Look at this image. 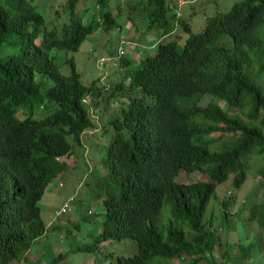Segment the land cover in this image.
Returning a JSON list of instances; mask_svg holds the SVG:
<instances>
[{
    "label": "trees",
    "instance_id": "trees-1",
    "mask_svg": "<svg viewBox=\"0 0 264 264\" xmlns=\"http://www.w3.org/2000/svg\"><path fill=\"white\" fill-rule=\"evenodd\" d=\"M76 1L68 0L67 22L49 48H43L44 44L57 34L44 27L38 11L0 22V264L21 259L48 228L60 231L65 238L72 232L66 224H44L38 200L51 179L75 167H66L57 157L72 153L75 144L82 150L80 134L96 126L88 107L78 104L83 88L74 76L59 79L52 87L41 86L46 72L54 70L48 50L75 51L91 31L93 20L81 24L83 13L74 7ZM95 2L100 15L110 19L103 8L104 0ZM151 5L159 12L153 15L149 10L152 21L175 17L165 0H152ZM249 15L238 20L242 39H230V53L236 59L228 57L234 63L217 56L219 49L208 37L193 38L191 34L184 47L168 51L157 48L155 55L146 56L135 69L128 72L124 68L123 77L129 78L128 103L117 101L119 114L111 115V137L100 158L108 177L105 181L111 185L104 189L100 228L89 243L74 250L91 252L101 242L128 238L134 242L136 253L117 256L116 264H147L153 257L186 258L189 264L210 260L205 255L208 246L190 242L182 226L169 227L165 241L155 227L160 225L159 218L168 214L169 218L184 219L182 224L191 232L202 234L201 217L216 184L231 173V183L237 189L251 163L254 173L264 176V86L258 81L264 74V55L244 45L256 21ZM27 27L31 30L23 35ZM210 34L221 33L204 31V36ZM36 39L41 42L33 49ZM204 43L210 47L207 53ZM241 47L256 60L255 65ZM67 61L73 65L71 59ZM200 61L209 67L207 72L199 68ZM132 90L135 95H131ZM204 95L212 102L202 107L199 103ZM216 99L240 110L242 118L220 111ZM50 106V114L33 118L37 108ZM210 125L230 134L217 147L218 155L209 153L202 139L215 128ZM250 145L252 151L247 152ZM233 152L236 155H231ZM180 169L197 171L206 181L178 183L174 178ZM261 191L262 200L252 204L251 220L264 243V183L251 193L257 199ZM58 215L56 210L54 216ZM251 244H247L248 250ZM217 247L218 261L214 264H243L248 257L253 258L251 254H228L225 245Z\"/></svg>",
    "mask_w": 264,
    "mask_h": 264
},
{
    "label": "rangeland",
    "instance_id": "rangeland-1",
    "mask_svg": "<svg viewBox=\"0 0 264 264\" xmlns=\"http://www.w3.org/2000/svg\"><path fill=\"white\" fill-rule=\"evenodd\" d=\"M92 1L93 0H85V18L91 13ZM112 1L113 0L108 1L106 8L111 7ZM176 1L177 0H167V2L174 4ZM196 1H199V7L194 6V12L191 13V15L197 11L207 14L212 10L216 12H225L232 3L238 0H210L212 5H208V0ZM36 10L44 18V27L46 29L55 30L57 36H59L61 25L67 20L66 9L64 8L60 12H55L54 9H51L49 15L44 13L42 5L36 7ZM116 12L117 11H113V13ZM201 12H197L192 19L188 20L193 32L198 31L204 23V15ZM144 18L145 16L142 11L137 9L134 19H132L134 27L140 28ZM184 19L186 21L187 17L184 16ZM123 21V15L118 14L115 16V22L120 26H122ZM186 24L188 25L187 22ZM127 26H129L127 38L129 41L134 40L137 38V35L135 30L132 29L130 21L127 22ZM122 32L125 35L126 31L124 28ZM146 37L147 34L143 36L144 39H146ZM183 38V32L174 36V39L179 44L183 43ZM156 39V36H152L151 41L145 42L146 44L155 45ZM119 40L120 35L116 31L103 33L97 30L95 33L87 36L76 51L50 49L48 52V55L52 57L59 73L62 75H67L69 73L67 60L71 58L75 66V71L80 74V79L83 83L90 82L98 75L101 77L95 79V85L99 89V95L89 99V112L96 122L95 131L83 133L81 135V148L83 152L79 146L75 144L73 146V155L69 154L68 156L61 157V159L67 162L69 161V165L73 162L75 167L69 168L68 165V168L62 171L57 177L51 179L38 200L40 217L44 224L47 226L53 224H62V226H64L66 224V228L70 229L68 231L72 232L67 233L65 238L64 234L58 230H51L49 228L46 231L44 230V233L33 241L29 249L31 254L35 252L40 254V260L47 261L56 257L58 254H64L61 259H55L53 264H116L115 258L117 256L129 257L136 253L134 242L128 238L119 241H104L98 248L91 252L74 250L78 246L89 243L93 235L99 230L98 227L100 226L103 214L101 199L107 184L111 186L109 181H105L108 179L106 176V168L99 160L103 156L104 147L111 137L112 131L111 127L109 128V121L112 119L111 115L113 112L119 114L121 105L117 101L122 100V96L117 95L114 91V86L116 84V69L112 67L111 63H104L103 65L97 66L95 61L101 56L107 57L112 53L119 44ZM139 41H143V39L140 38ZM148 51L147 54L153 53L155 47L149 48ZM134 58V63L140 60L138 54H135ZM259 81L264 83V74L260 76ZM49 84V80L46 79L42 89H45ZM208 99L209 96L204 95L200 105H205ZM222 107L226 108L224 103ZM52 111L53 106L43 109L37 108L33 117L42 118ZM226 136L227 135H224L222 138H226ZM68 140L70 141L71 139L68 138ZM254 168L255 166L251 163L246 179L238 189L232 187L230 183L231 176L215 186V195L209 197L202 214V218L205 222L207 219L211 220V232L213 236H210V231L207 230V235L211 239L207 245L202 243L204 237L195 238L199 246H208V255L211 261L201 260L197 264H214V262L218 261L216 241L226 242V250L229 254H242L244 256H249L251 254L253 256H258L260 252L259 235L261 231L254 221L245 220L248 214L247 208L251 204V192L255 187L260 185L262 180L264 182V176L256 175L254 173ZM204 179L205 176L199 172L186 173L183 170H180L175 176V180L180 183ZM261 196H263L262 191ZM69 197L72 198L69 211L54 216V212L58 210ZM223 198H229V200ZM221 202H224V207L221 206ZM167 207L166 204L163 205V209L166 213ZM219 208L220 210L223 208L226 212L224 222H222L221 219H219L218 222L220 214ZM87 211H89V214H87ZM57 226L58 228L61 227V225ZM183 229L185 230V228ZM187 237L192 239L194 235L188 232ZM50 239L54 240V243H49L48 250H41L40 242H49ZM248 243H252L250 250L247 249ZM260 256L264 257V251L260 253ZM179 263L189 264L186 258L181 260H168L153 257L147 261V264ZM243 264H258L257 257L253 259L250 256ZM259 264H264V258L260 259Z\"/></svg>",
    "mask_w": 264,
    "mask_h": 264
},
{
    "label": "clouds",
    "instance_id": "clouds-1",
    "mask_svg": "<svg viewBox=\"0 0 264 264\" xmlns=\"http://www.w3.org/2000/svg\"><path fill=\"white\" fill-rule=\"evenodd\" d=\"M108 1L109 0H104V7H103L104 11L108 12V14L110 16V19H106V20L100 15V8H99V5L95 2V0L92 1L91 13L87 18L84 17V10L86 9L85 5H84L85 0H77L75 2L74 7L78 8L79 11L81 13H83V17L81 18L82 20L80 21L81 24H86L90 18L93 20V26L91 28V31L89 33H86L85 38L87 36L95 33L97 30H99L103 33H108L110 31H116L117 33H119L120 40H119V44L117 45L115 50L112 53H110L107 57H102V56L99 57L95 61V64L97 66H100V65H103L104 63H111L112 67L114 69H116V71H115V73H116V78H115L116 84L114 86V91L117 95L122 96V100H119L122 103H128V94L126 93V89H127L128 83H129V78L123 77V74L125 73L123 71L124 68H125V71H128V72L135 69L136 67L139 66L140 62L146 56L155 55L157 48L162 49L163 51H168L170 48L175 49L178 46L184 47L186 41L189 39V36L191 34L193 35V38L208 37L213 42L214 46L219 49L217 56L231 60L232 63H234V61L228 57V55H229V56L235 58L234 55L230 53L231 46H232V43H230V39L234 36L239 38V39L241 37V33H240L239 27H238L239 26L238 20L241 17V15L246 16V15L250 14L249 17L253 16L254 18H256V21L254 23V27L252 28V30L250 32V36H247V43L248 44H244V45L246 47H249L252 49H258L264 55V0H245L246 2L242 6H240L239 3L235 4L239 1H241V0H238V1H235L234 3H232L231 6L229 7V9L225 12H216V11L212 10L210 13L207 14V13H202L201 11H197V12H201L204 15V23H203L202 27L196 32H193L191 30L188 20L192 19L194 17V15L197 13V12H195L193 15H191V13L194 12V6L199 7V5H198L199 1H196V0H177L176 3L174 4L171 2H167V0H165L167 8L170 10V13H173L175 15V17L173 19L163 20V21H152V19L148 16L149 10L153 15L159 13L158 11L155 10L154 6L151 5L152 0H113L111 7L106 8ZM193 2H195V3L191 4ZM207 3H208V5H212L210 0H208ZM40 5L43 6L44 13L46 15H49L51 9H54L55 12H60L64 8L67 9L68 0H0V22L1 23L4 22V18H6V17L18 16V15H22L25 13H31V12L36 13L37 12L36 7H38ZM137 9L141 10L143 15L145 16V18L143 20V24L140 28L134 27V24L132 22V19H134V16L136 14ZM113 11H117V12L113 13ZM118 14L123 15L124 21H123L122 26H120L119 24H117L115 22V16ZM184 16L187 17L186 21L184 19ZM147 20L149 21V24H147ZM128 21L131 22V27H132V29L135 30V33L137 35V38H135L134 40H131V41H129V39L127 38V34L129 33V26H127ZM66 22H67V20H66ZM186 22L188 23L189 27L186 24ZM181 23H183L186 26V29H183ZM123 28L126 31L125 35L122 32ZM30 30H31L30 27H27L25 29V32L23 35H26L27 33H29ZM213 30H215V31H213ZM204 31L216 32V33H221V34L219 36H215L212 34L204 36ZM180 32H183V37H184L182 44H179L174 39V36L178 35V33H180ZM146 34H147V37H146V39H144L143 36ZM152 36L157 37L156 44L155 45L149 44V43L146 44V42L151 41ZM59 37L60 36H50L49 39L44 44L43 48H49V45L52 44L54 41H56V39ZM140 38H142L143 41H139ZM166 38H169V39H166ZM241 39H242V37H241ZM40 42H41L40 39L39 40L36 39L35 42H32L33 49H35L37 44H39ZM204 45H205V53H207L208 49H210V47L207 46L205 43H204ZM152 47H155V51L153 53L147 54L149 52L148 49L152 48ZM50 49H55V48H50ZM241 49H242V47H241ZM49 50H48V52H49ZM243 51L248 56V59L250 60V62L252 64H254V61L256 62V60L250 54H248L245 50H243ZM135 54H138L139 59H140L137 63H134ZM69 59H71V58H69ZM67 63H68V61H67ZM72 64L73 65L70 66V64L68 63L69 73L67 75L60 74L56 65L52 64L54 70H53V72H46L45 76L41 80V86L45 85L46 79L49 80V82H50V84L47 85L46 87H52L55 85V83L59 79L64 80V79H68L70 76H74L77 83L83 88V93L78 98V104L81 106V108L83 106H85L86 108L88 107V112H89V99L91 97H95V96L99 95V89L95 85V79L100 78L101 76L98 75L93 80H91L90 82L83 83L80 79V74L75 71V66H74L73 61H72ZM198 66L201 70H203V71L205 70L204 72H207L206 69L209 68L207 65H205L201 61L199 62ZM119 84L122 85L121 88H118ZM261 84L264 86V83H261ZM131 93H132L131 95H135V90H132ZM202 98L200 99V102H201ZM208 102H212V98L210 96H209V99L207 100L206 104L203 106L202 105H200V106L205 107ZM223 103L225 104L226 108L222 107ZM216 104H218L220 106V109H219L220 111L224 110L228 115L238 114L240 116V118H242L241 117L242 115L240 114V110L230 106L226 102L221 101L219 99H216ZM89 114H90V112H89ZM90 116H91V114H90ZM33 118H35V117H33ZM91 118L93 119L92 116H91ZM37 119H39V118H37ZM95 124H96V122H95ZM210 126H215V128L210 130L208 133H206L202 137V139L206 143V149L208 150V152L211 154H217L218 155L219 152H218L217 147L219 145H221L222 143L226 142V140L228 139L230 134L224 133L222 127H220V126H217V125H210ZM95 128H96V126L93 128L91 127V128L85 129L80 134V138H81V135L83 133H91V132L95 131ZM224 135H227L226 138H222V137H224ZM81 142H82V139H81ZM81 146H82V143H81ZM73 151H74V148H73ZM250 151H252V145L249 146L247 152H250ZM70 154H72V153H70ZM73 154H74V152H73ZM68 155L69 154H64V155L57 157L58 161H62V162L64 161L66 163V167L70 163H69V161L67 162L66 160L61 159V157L62 156H68ZM231 155H236V153L233 152ZM71 164H73V162ZM179 171H178V173H179ZM194 172H197V171H194ZM59 174H57L55 177H57ZM231 175H232L231 173H228V177ZM228 177H227V179H228ZM174 181H176L175 178H174ZM195 181H197V180H195ZM195 181H193V182H195ZM202 181H206V176H205V179ZM193 182H188V183H193ZM178 183H180V182H178ZM188 183H185V184H188ZM230 183H231V181H230ZM263 183L264 182L262 180L260 182L259 186H261ZM218 184H216V185H218ZM231 185H232V183H231ZM215 186H214V189H213L214 192L212 195H215ZM232 187H233V185H232ZM262 198H263V196H259L256 199V197H254V195L251 193V196H250L251 204L247 208L248 214L245 217L246 221H253V220H251L252 219V216H251L252 204L255 202L261 201ZM223 199L229 200V198H223ZM71 200H72L71 197L67 198L63 202V204L60 206V208L57 210V212L59 214H63V213H66L67 211H69L70 205L72 203ZM102 200H103V197H102L101 201ZM218 205H219V203H218ZM221 206L222 207L225 206L224 202H221ZM219 212H220V214H219L218 222H219V219H221V221L224 222V219L226 217V212L223 210V208H222V210H220V208H219ZM87 214H89V211H87ZM159 219H160V225L158 227H155V229L160 234L162 241L166 240L169 227L178 228L179 226H182V229L185 228V230L183 229L185 237L192 243H196V241H195L196 237H204L202 243L205 241L209 242L211 239L207 235V230L210 231L209 235L213 236V234L211 232L212 229H211V220L210 219H207L205 222V220H203V218L201 217L202 234L199 232H197V233L191 232L186 225L182 224L184 219L169 218L168 214H164L163 217H160ZM99 228H100V226L98 227V229ZM188 232L193 234L194 238L189 239L187 237ZM261 240H262V236L260 233V235H259L260 252H259L258 256H253V259H254V257H257L258 264H259L260 259L264 258V257L260 256V253L262 251H264V243H262ZM40 243H41V247H40L41 250L46 251L49 249L48 245H49L50 241L49 242H40ZM100 244H102V242ZM196 244L198 245V243H196ZM219 245H225V249H226V242L216 241V249H218L217 246H219ZM29 249H30V247L23 253L21 259L12 260L8 264H53V261L55 259H57V258L61 259L64 256V254H58L56 257H53L50 260L43 261V260H40V258H39L40 254H38L37 252L31 254L29 252ZM205 255L207 258L210 259L208 252L205 253Z\"/></svg>",
    "mask_w": 264,
    "mask_h": 264
}]
</instances>
